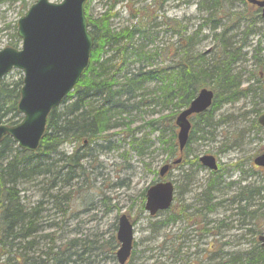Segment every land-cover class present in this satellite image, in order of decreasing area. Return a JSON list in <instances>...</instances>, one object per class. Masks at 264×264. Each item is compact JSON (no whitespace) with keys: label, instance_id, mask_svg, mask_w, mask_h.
Segmentation results:
<instances>
[{"label":"rangeland","instance_id":"rangeland-1","mask_svg":"<svg viewBox=\"0 0 264 264\" xmlns=\"http://www.w3.org/2000/svg\"><path fill=\"white\" fill-rule=\"evenodd\" d=\"M34 1L4 0L0 3V49L10 42H17L15 23ZM222 1L226 6L222 9L212 8L213 0L86 2L88 14L93 18L110 15L108 23L112 31L130 28L141 20L142 24L148 23L146 35L150 39L138 35L134 40L145 50L154 52L161 48L162 52V48L170 45L176 50L179 41L185 42L190 36L188 44L193 54L200 53L205 60L231 58L232 72L236 74L239 87L245 88L255 83L251 73L255 72L256 62L264 59V21L258 17L254 19L257 10L245 0ZM142 10H151L154 19L143 20ZM210 13H215L219 19L216 29L213 22L204 19ZM174 20L183 27L182 35L167 28L166 22L173 23ZM220 32H223L221 36ZM222 41L225 49L221 50ZM259 47L262 49L258 50ZM116 56L117 52L108 48L103 59L113 58L116 62ZM167 62L162 52L144 67ZM128 67L136 71L139 64L132 62L116 74L122 76ZM22 75L21 70L11 69L3 79L16 80ZM260 82L264 87V72ZM253 85L259 92L257 84ZM143 87L146 90H138L139 96L135 99L145 97L144 103L116 119L118 124L106 132L108 141L94 145L75 141L62 143L49 159H41L46 164L53 163L52 172L34 174L18 183L23 206H40L37 229L31 234L36 246L27 253L28 256L37 260L50 245L65 252L71 240L82 243L79 247L104 243L108 248L110 240L115 239L119 215L126 213L133 223L132 250L126 264H197L198 261L203 264H244L236 257L246 252L254 253L248 260L250 264L254 263L261 249L255 232L264 233V222L257 216L262 210L258 209L263 201L260 196H264V170L253 168L250 163L255 154L264 151V127L257 131L251 120L256 116L253 109L264 106V90L262 99L240 93L235 100L219 104L212 112L208 127L191 119L197 121L196 130L190 131L184 151L168 159L158 131L151 129L148 121L172 108L159 105L157 98L148 99L147 94L142 96L143 92L154 89L153 83L146 82ZM18 116L22 117L21 114ZM74 151L80 158L68 179L67 173L72 166L65 165L64 159ZM205 153L216 157V171H210L198 162V156ZM178 156L182 161L169 169L165 179L174 184V209L184 210L188 217L181 215L171 220V210L151 216L141 209L142 192L158 179L160 165ZM55 170L61 173V178L54 176ZM52 178L55 179L53 186L50 185ZM258 187L263 189L255 194ZM54 195L68 196L59 202ZM247 210H256V217L246 216ZM202 220L207 232L200 231ZM49 236L54 239L53 243ZM89 255L88 260L85 253L82 260L68 264H118L115 255L107 249Z\"/></svg>","mask_w":264,"mask_h":264},{"label":"trees","instance_id":"trees-1","mask_svg":"<svg viewBox=\"0 0 264 264\" xmlns=\"http://www.w3.org/2000/svg\"><path fill=\"white\" fill-rule=\"evenodd\" d=\"M2 1L4 0H0V3ZM211 7L222 9L226 6L222 0H213ZM84 9L89 32L93 38L88 64L73 90L63 98L59 106L49 112L38 148L35 152H27L20 149L8 135H4L0 140V264H68V262L72 263L82 260L85 253L87 254L86 260H88L89 254L99 249L101 252H106V249L110 250L115 255L114 249L117 247V242L112 238L110 240L111 246H108V248H106L104 243L99 246L83 244L85 246L79 247L82 243L80 244L77 240H71L67 249L69 253L67 250L64 252L59 248L55 250V246L50 245L43 255L37 257V260L30 258L27 253L36 246L35 241L31 239V234L37 229L40 206L24 207L18 195L17 185L24 179H30L34 174L52 172L50 168L53 163L46 164L41 159H49L50 155L54 154L62 143L75 141L94 145L98 142L100 143V141H108L109 135H106V132L118 124L116 119L121 118L123 113H130L134 108H138V105L140 106L144 103L145 97H141L139 100L135 99L139 96L137 94L138 90H141V92L146 90L143 87L144 83H153L154 89L148 90L146 93L143 92L142 96L147 94L148 99L157 98L159 105L172 108L168 113L148 121L150 128L158 131L159 141H161L168 159L178 153L176 126L174 123L175 116L182 108L188 105L200 88L208 86L214 92L211 106L206 111L193 115L191 118L193 120L197 119L199 123L203 124L204 128L210 126L209 122L213 116L212 112L219 104L231 102L241 94L246 96L253 94L254 98L262 99L261 95L264 87L260 80L264 72V59H259L256 62L255 72L251 73L257 88H260L258 89L259 92H256L254 88L255 85L253 84L255 83L252 85L248 84L245 88L239 87L236 74L232 72L230 67L231 58L228 60H205L201 57L203 56L202 54H193L189 50L190 36L186 37L185 42L183 40L179 41L180 43L176 50L171 45L162 48L164 59L168 60L166 64L145 68L144 64H151L157 54H162L161 48H157L160 51L156 50L153 52L145 50L143 46H138L134 42L135 36L144 37L147 34L148 23L142 24L143 21L141 20V22L139 21L140 23L137 22L139 24L130 28L125 27L118 31H112L108 23L110 15L106 14V17L93 18L88 14L87 2L84 5ZM150 12L152 11L142 10L141 18L143 20L147 19L148 22L152 21L154 17ZM215 13L213 15L210 13L204 19L213 22V28L216 29L219 19H216ZM258 13L259 11L254 15V19L258 17V19L264 21ZM231 14H235V12ZM166 25L167 28L171 27L173 32L182 35L183 27L180 26L178 21L174 20L173 23L166 22ZM222 33L220 32L219 36ZM14 36L17 42H10L8 46H18L19 39L16 36V32ZM146 39L150 38L146 35ZM108 48L117 52L116 62H113V58L103 59V55ZM222 49H225L223 41ZM132 62L139 64L137 70L131 71L128 67L123 76L118 78L117 71L119 70L118 72H120ZM21 84L22 76L16 80L6 81L2 79L0 81V123L12 125L21 119L17 112ZM263 111L264 106L253 109V113L256 116L251 120V125L257 131L263 128L257 122V116ZM191 123V130L194 131L197 121L193 122L191 120ZM128 128L127 125L126 130ZM198 129L202 130L199 127ZM79 158L76 151H74L73 154L64 159L65 165L69 167L68 164H70L72 166L67 173L68 179L71 177V171L78 165ZM250 166L253 167L251 163ZM54 176L60 177L62 175L55 170ZM50 185H55L54 178H52ZM261 189L263 187L256 188L254 190L255 194H259ZM54 196L57 197V201L62 202L68 195H63V197ZM144 197L145 190L142 192L141 209H143ZM260 198L263 201L260 203L258 210H262L257 216L264 222V196H260ZM168 210H171V220L181 217V215L188 217L184 210L174 209L173 204ZM255 213L256 210L245 211L246 216L249 214L251 217H256ZM202 223L203 220L199 222V224L203 225L200 231L207 232L208 230L204 226L205 223ZM258 233L260 232H255L256 235ZM49 240L53 243L54 239L49 236ZM79 248L80 250L78 251L77 249ZM18 249L21 250L17 252ZM11 254L13 255L11 256ZM253 254L246 252V254H241L236 258L239 259V262L250 264L248 260L251 259ZM257 254L255 259L257 261L252 264H264L262 248ZM197 264L203 263L198 261Z\"/></svg>","mask_w":264,"mask_h":264},{"label":"water","instance_id":"water-1","mask_svg":"<svg viewBox=\"0 0 264 264\" xmlns=\"http://www.w3.org/2000/svg\"><path fill=\"white\" fill-rule=\"evenodd\" d=\"M260 8L264 18V0H246ZM86 0H36L17 21L19 48L0 49V80L12 68L22 70V85L17 111L22 115L13 125L0 124V140L7 134L20 149L33 152L45 129L50 110L56 107L78 82L87 66L93 46L84 13ZM213 91L201 88L195 97L175 117L176 134L181 151L190 130L189 116L204 112L212 103ZM257 122L264 126V112ZM200 163L210 170L217 168L212 154L199 156ZM180 158L174 161L177 163ZM253 162L264 167V152L255 156ZM169 164H163L158 171L164 176ZM174 186L170 181H157L148 186L144 209L149 215L166 210L173 201ZM116 251L118 264H125L132 249L133 227L129 217L123 213L118 217ZM264 248V234L258 236Z\"/></svg>","mask_w":264,"mask_h":264},{"label":"flooded vegetation","instance_id":"flooded-vegetation-1","mask_svg":"<svg viewBox=\"0 0 264 264\" xmlns=\"http://www.w3.org/2000/svg\"><path fill=\"white\" fill-rule=\"evenodd\" d=\"M254 7L257 9V10H259V8H257L255 5H254ZM181 159H182V157H181ZM252 160H253V158H252ZM181 162V161H180ZM179 162V163H180ZM173 164H170V167L172 166ZM253 166V165H252ZM254 167V166H253ZM256 168H258L259 170H264V169H262L261 167H257V166H255Z\"/></svg>","mask_w":264,"mask_h":264},{"label":"bare ground","instance_id":"bare-ground-1","mask_svg":"<svg viewBox=\"0 0 264 264\" xmlns=\"http://www.w3.org/2000/svg\"><path fill=\"white\" fill-rule=\"evenodd\" d=\"M122 76H123V74H122ZM122 76L120 75L118 78H120V77H122ZM119 80H120V79H119ZM105 147H106V146H105ZM82 155H83V154H82ZM81 158H82V156H81ZM24 180H25V179H24ZM24 180H23V181H24Z\"/></svg>","mask_w":264,"mask_h":264}]
</instances>
